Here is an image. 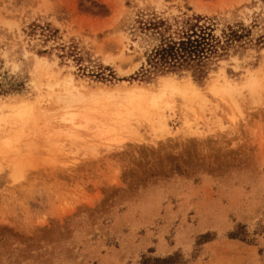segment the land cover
I'll return each instance as SVG.
<instances>
[{"label": "rangeland", "instance_id": "1", "mask_svg": "<svg viewBox=\"0 0 264 264\" xmlns=\"http://www.w3.org/2000/svg\"><path fill=\"white\" fill-rule=\"evenodd\" d=\"M196 15L241 38L149 71ZM0 264H264V0H0Z\"/></svg>", "mask_w": 264, "mask_h": 264}, {"label": "trees", "instance_id": "2", "mask_svg": "<svg viewBox=\"0 0 264 264\" xmlns=\"http://www.w3.org/2000/svg\"><path fill=\"white\" fill-rule=\"evenodd\" d=\"M207 18L196 15L187 18L177 27L167 25L163 31L161 26L166 24L160 20L152 28L161 35L157 43L147 55V63L151 71H174L185 68H195L204 72L206 63L216 56L223 54L232 41L241 38L239 31L231 29L224 38L214 33L215 28ZM149 70V71H150Z\"/></svg>", "mask_w": 264, "mask_h": 264}, {"label": "bare ground", "instance_id": "3", "mask_svg": "<svg viewBox=\"0 0 264 264\" xmlns=\"http://www.w3.org/2000/svg\"><path fill=\"white\" fill-rule=\"evenodd\" d=\"M218 79V78H217ZM217 79L216 80H214V86L216 87V88H220V90H222V89H225V90H229V89H231V84L229 83V81L227 80V79H224V81L222 82V84L221 85H219V86H217ZM70 82H71V80H70ZM68 83V82H67ZM72 85H70L69 86V88L71 87ZM75 86V85H74ZM68 87V86H67ZM73 87V86H72ZM71 87V88H72ZM189 87H191V86H189ZM68 88V89H69ZM75 88V87H74ZM222 88V89H221ZM66 90H67V88H66ZM71 91V90H70ZM223 91V90H222ZM73 93V92H72ZM127 93V92H126ZM74 94V93H73ZM128 100H127V103H130V104H132V106H134L135 108H138V109H145L148 105H146V104H153L152 103V99H153V97L151 96V94L148 92V91H146V89L145 90H131V91H129L128 92ZM73 97V96H72ZM74 97H75V95H74ZM21 106H23V105H21ZM17 108V107H16ZM21 109V108H20ZM22 110V109H21ZM20 111V110H19ZM23 111H24V109H23ZM15 113L17 112V111H14ZM20 113V112H19ZM26 113V112H25ZM24 113V115H26ZM118 116H121L120 114L118 115ZM117 116V117H118ZM25 117V116H24ZM116 117V118H117ZM129 118V117H128ZM127 118V119H128ZM122 121V120H121ZM127 123L128 122H125V123H122V125L123 126H127Z\"/></svg>", "mask_w": 264, "mask_h": 264}]
</instances>
